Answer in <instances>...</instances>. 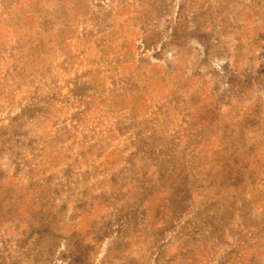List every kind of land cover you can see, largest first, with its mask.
Wrapping results in <instances>:
<instances>
[{
  "label": "rangeland",
  "instance_id": "374dc122",
  "mask_svg": "<svg viewBox=\"0 0 264 264\" xmlns=\"http://www.w3.org/2000/svg\"><path fill=\"white\" fill-rule=\"evenodd\" d=\"M0 264H264V0H0Z\"/></svg>",
  "mask_w": 264,
  "mask_h": 264
}]
</instances>
